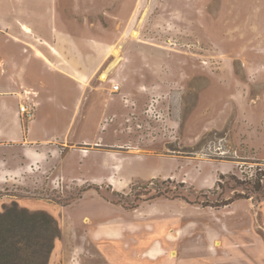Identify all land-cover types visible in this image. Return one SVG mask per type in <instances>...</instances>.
Here are the masks:
<instances>
[{
  "label": "rangeland",
  "instance_id": "374dc122",
  "mask_svg": "<svg viewBox=\"0 0 264 264\" xmlns=\"http://www.w3.org/2000/svg\"><path fill=\"white\" fill-rule=\"evenodd\" d=\"M57 2L37 29L59 55L33 39L89 80L78 108L76 83L57 75L52 88L67 108L48 123L74 149L15 181V149L3 147L0 212L17 203L54 217L48 264H264V182L238 164L264 163V0ZM108 47L122 50L110 69ZM108 69L120 93L101 80ZM152 92L164 96L160 130H138ZM221 138L240 158L207 152Z\"/></svg>",
  "mask_w": 264,
  "mask_h": 264
},
{
  "label": "crops",
  "instance_id": "0c3cea01",
  "mask_svg": "<svg viewBox=\"0 0 264 264\" xmlns=\"http://www.w3.org/2000/svg\"><path fill=\"white\" fill-rule=\"evenodd\" d=\"M57 5V0H0V35L7 40V43L0 44V165L5 162L2 148L9 146L15 149L16 167L9 169L15 181L26 178V174L35 171V166L40 168V172L46 170L51 159L73 148L67 133L61 135L48 123V116H53L58 109L67 108L65 104L57 103L52 88L57 84V75L64 76L69 83H76L73 87L81 90L76 103L78 108L86 85V73L74 63L57 62L59 59L53 54L54 65H50L39 52L47 54L49 49L35 40L41 44L46 41L37 25L48 29L50 11L55 10L57 15ZM110 49L108 47L105 59ZM104 50L97 48L100 53ZM50 74L54 76L51 80ZM72 89L69 86L63 91ZM24 102L36 106L37 114L32 120H25L19 112L20 104ZM82 140L83 144L98 143L87 135ZM109 155L117 154L111 152ZM217 165L219 173L230 164Z\"/></svg>",
  "mask_w": 264,
  "mask_h": 264
},
{
  "label": "trees",
  "instance_id": "16d2710c",
  "mask_svg": "<svg viewBox=\"0 0 264 264\" xmlns=\"http://www.w3.org/2000/svg\"><path fill=\"white\" fill-rule=\"evenodd\" d=\"M59 235L52 215L13 203L0 212V264H48Z\"/></svg>",
  "mask_w": 264,
  "mask_h": 264
},
{
  "label": "built area",
  "instance_id": "2783aa9c",
  "mask_svg": "<svg viewBox=\"0 0 264 264\" xmlns=\"http://www.w3.org/2000/svg\"><path fill=\"white\" fill-rule=\"evenodd\" d=\"M204 63H206V61H204ZM106 80L110 81L113 92H118V93L121 92L122 83L119 80H117L115 77H107ZM143 88L144 87H142V89ZM162 97H164V96H162L159 93L158 94L153 93V92L150 93L149 102L141 110V113L145 117H147L148 121L145 123H143L141 121H137L136 122V128L138 130L146 129L147 131H151V132H155V131H157V129L160 130V128L153 126L152 122L155 120L161 121V120H163V117L165 116L162 108H160V106H159V103H160V100L162 99ZM122 99H124V101L126 103H129L126 93H124L122 95ZM132 104H133V106H135L136 102H133ZM19 112L25 120H32L36 116V106L33 103L24 102V103L20 104ZM136 118H137L136 115H133L132 117H128L126 119V121L128 123H131L133 121V119H136ZM171 127H173V126H171ZM127 128L130 129V128H132V126L128 125ZM162 129L167 130V129H169V126L167 128V126L164 125ZM82 149L85 150L84 148H82ZM213 150L217 151V154L219 156H221L222 158H228L230 156L235 157V158H240V154H239V151L237 149H230V148H227L223 145V138H221L219 140V146H215L214 142L209 144L207 152H209V151L213 152ZM207 154H209V153H207ZM245 163H247V164H245ZM238 164H239L240 168L242 169V173H246L248 178L257 179L261 182H264V163H262V162L257 163V162H250V161L249 162L238 161Z\"/></svg>",
  "mask_w": 264,
  "mask_h": 264
},
{
  "label": "bare ground",
  "instance_id": "6f19581e",
  "mask_svg": "<svg viewBox=\"0 0 264 264\" xmlns=\"http://www.w3.org/2000/svg\"><path fill=\"white\" fill-rule=\"evenodd\" d=\"M139 36V30H133V33H132V37H134V38H137ZM43 43L45 44V45H47L50 49H51V51L53 52V54H56V55H59V51L53 46V45H51L48 41H43ZM121 49H119V48H117V47H114V48H112V49H110L109 50V52H108V54H107V58L108 57H110L111 55H114L115 56V60H114V62L111 64V66L109 67V69L110 68H112L113 66H115L116 64H118L119 62H120V60L122 59L121 57H120V53H121ZM40 52V54L45 58V60L50 64V65H54V62L46 55V54H44L43 52H41V51H39ZM61 63V62H60ZM100 69H101V67L99 68V69H97L96 70V72L95 73H97V72H99L100 71ZM109 69L107 70V71H104L102 74H101V79L102 80H106L107 79V77H108V71H109ZM89 80H86V82H88ZM132 152H140V150H136V151H132ZM218 242V241H217ZM173 253L174 254H176V251H173Z\"/></svg>",
  "mask_w": 264,
  "mask_h": 264
}]
</instances>
